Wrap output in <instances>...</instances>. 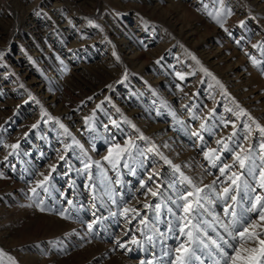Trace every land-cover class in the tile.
Wrapping results in <instances>:
<instances>
[{
	"label": "rangeland",
	"instance_id": "rangeland-1",
	"mask_svg": "<svg viewBox=\"0 0 264 264\" xmlns=\"http://www.w3.org/2000/svg\"><path fill=\"white\" fill-rule=\"evenodd\" d=\"M257 125L264 0H0V264H232Z\"/></svg>",
	"mask_w": 264,
	"mask_h": 264
},
{
	"label": "snow or ice",
	"instance_id": "snow-or-ice-1",
	"mask_svg": "<svg viewBox=\"0 0 264 264\" xmlns=\"http://www.w3.org/2000/svg\"><path fill=\"white\" fill-rule=\"evenodd\" d=\"M253 63H255V61H253ZM33 127H35V125ZM61 127H63V125H61ZM203 127L204 126L201 125V128H203ZM257 127L259 128V131L262 134H264V128H260L259 125H257ZM65 131H67V129H65ZM193 135H198V133H193ZM11 147L13 149H15L17 147V145H12ZM261 147L264 148V144H262ZM120 151H124V150L122 149ZM205 156H206V158H209L210 153H205ZM61 159H63V157H61ZM106 159H107V157H106ZM217 159H218V157H217ZM236 159L239 161L240 167L244 168L245 167V160H247L248 157L245 156V157L241 158V156L237 155ZM262 159H264V157H262ZM213 166H215V164H213ZM86 167H87V165H86ZM225 170H226L225 168L220 169V172L222 175L225 173ZM2 175L3 174L0 173V176H2ZM233 177L234 178L231 180V184L236 185L238 187L237 181L240 179V177L238 175H236L235 173H233ZM48 179H49V177H47V176L44 177L45 181H47ZM149 179H151V177ZM37 187H43V185L38 184ZM144 187H145V185L142 183L141 188H144ZM260 187L262 189H264V169H261V171H260ZM35 191L36 190L33 189L34 193H35ZM44 191H47V188H44ZM196 191L200 192L201 190L197 189ZM229 191H230L229 187L224 188V198L225 199L229 198L228 197ZM149 192L151 193L152 196L157 195V192H154L151 189H149ZM188 195L190 196V195H192V193H189ZM184 199H185L184 212L186 215L182 219L188 220V218L190 216H192L194 209H193L191 203H189L187 197H184ZM230 199L233 202H235L237 197L235 195H233L230 197ZM69 203H71V201H69ZM145 207H149V206L145 205ZM43 210L44 209H41V211H43ZM128 211H129L128 209H124L125 214ZM224 211H225V214H228L229 211H231L234 219L230 222V224L233 228H240L241 227L240 221H244V225L242 226V229L237 232V235H239L241 238H244L245 236H247L249 239L255 240L256 243L259 245L258 248L253 247L250 249H243L242 251L244 253H246V255H244V256H242L241 251H237L236 255L231 257L232 264H264V238H259L260 234H258L255 231V229L257 228V224L249 223L247 221V219L243 216L237 217V213L234 210L230 209L229 207H226ZM245 211L257 213L259 221L261 222V224H264V197H262L260 195L255 196L254 202L252 203L251 208L245 209ZM137 215H139V213H137ZM61 216H62V218H65V219L68 218V217L64 216L63 213H61ZM189 223H191L190 220H189ZM192 227L195 228V225H193ZM88 228L91 231L92 230V224H89ZM196 231H199V229H196ZM180 232H181V235L186 234L189 237L188 244L191 245V243L195 239L192 231H188L186 233L185 232V226H181ZM133 243H138V241H136L134 239ZM120 247H123V245L121 244ZM176 252L178 253V255L176 257L174 264H188V260H189L190 256L195 254L194 250H191L189 247H186L184 243L180 244V246L176 249Z\"/></svg>",
	"mask_w": 264,
	"mask_h": 264
},
{
	"label": "bare ground",
	"instance_id": "bare-ground-1",
	"mask_svg": "<svg viewBox=\"0 0 264 264\" xmlns=\"http://www.w3.org/2000/svg\"><path fill=\"white\" fill-rule=\"evenodd\" d=\"M56 224H57V222H56ZM59 224V223H58ZM60 226V225H59ZM59 228H61V226L59 227ZM63 228V227H62ZM101 248V247H100ZM96 250V249H95ZM87 251V250H86ZM94 252V251H93ZM91 253V252H90ZM99 255V254H98ZM88 257V256H87ZM94 257H96V256H94ZM118 258V257H117ZM119 259V258H118Z\"/></svg>",
	"mask_w": 264,
	"mask_h": 264
}]
</instances>
